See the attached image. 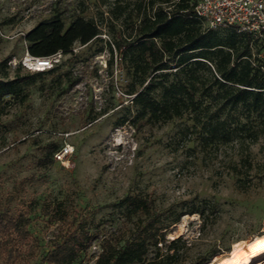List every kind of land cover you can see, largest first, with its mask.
<instances>
[{
    "label": "rangeland",
    "instance_id": "rangeland-1",
    "mask_svg": "<svg viewBox=\"0 0 264 264\" xmlns=\"http://www.w3.org/2000/svg\"><path fill=\"white\" fill-rule=\"evenodd\" d=\"M141 1L0 0V77L13 76L27 52L25 33L42 19L59 13L68 25L80 15L101 29L88 43L75 42L54 71L25 84L22 96H6L0 105V203L29 213L30 231L40 244L36 256L15 264H45L59 225L47 214L48 204L95 232L81 264H94L105 239L121 244L132 229L137 215L126 214L120 203L125 196L153 203L165 233L158 252L176 251L178 264H215L264 232L259 114L249 115L240 104L225 107L219 117L226 120L227 136L211 142L203 140L190 113L167 122L133 118L137 108L126 93L131 75L119 60L145 12L137 7ZM216 31L222 37L231 33ZM260 51L264 66V47ZM202 101L206 111L217 106L211 97ZM243 123L257 130L254 141L240 128ZM53 145L68 153L59 157L56 151L51 159Z\"/></svg>",
    "mask_w": 264,
    "mask_h": 264
},
{
    "label": "trees",
    "instance_id": "trees-1",
    "mask_svg": "<svg viewBox=\"0 0 264 264\" xmlns=\"http://www.w3.org/2000/svg\"><path fill=\"white\" fill-rule=\"evenodd\" d=\"M195 2L143 0L137 5L139 12L142 8L145 12L135 35L121 49L119 60L127 65L131 75L126 93L137 108L133 118L167 122L190 113L194 122L200 124L203 140L211 142L218 136H227L226 120L219 117V112L240 104L249 115L259 114L263 121L260 130L264 132V66L260 57L264 37L256 39L248 32L231 29L227 37H222L216 30L204 29L201 20L193 14ZM100 33L93 18L78 15L65 25L61 15L55 13L40 20L25 33L24 39L27 52L42 57L57 51L65 54L75 42L88 43ZM117 46L121 48L119 43ZM109 49L112 51L111 45ZM8 61L2 60L4 68ZM57 65L24 74L20 72L21 64H17L13 76L5 72L0 77V105L6 96H22L25 84L54 71ZM171 75L174 78L170 80ZM204 97L215 100L217 106L213 111L202 107ZM240 128L252 135V141L258 137L253 125L243 123ZM56 151L59 150L55 145L49 149L51 159ZM120 203L125 206L126 214L137 215L133 227L121 244L120 239H105L94 264H178L176 251L165 255L158 252L165 233L153 203L138 195L125 196ZM50 206L47 214L51 211L50 218L59 225L44 254L45 264H81L82 253L91 244L95 232L81 218L70 219L61 207L48 204L44 208ZM30 223L27 211L12 212L0 203V264H15L18 258L36 256L40 244L30 231ZM174 242L173 239L170 244ZM207 260L203 259L202 263Z\"/></svg>",
    "mask_w": 264,
    "mask_h": 264
},
{
    "label": "built area",
    "instance_id": "built-area-1",
    "mask_svg": "<svg viewBox=\"0 0 264 264\" xmlns=\"http://www.w3.org/2000/svg\"><path fill=\"white\" fill-rule=\"evenodd\" d=\"M193 14L206 30L231 29L237 33L248 32L256 39L264 37V0H196ZM61 55L57 51L36 57L26 52L17 64L30 72L47 70L59 62ZM64 153H68L66 147L55 155Z\"/></svg>",
    "mask_w": 264,
    "mask_h": 264
},
{
    "label": "bare ground",
    "instance_id": "bare-ground-1",
    "mask_svg": "<svg viewBox=\"0 0 264 264\" xmlns=\"http://www.w3.org/2000/svg\"><path fill=\"white\" fill-rule=\"evenodd\" d=\"M263 258L264 232L254 235L227 256L219 258L215 264H260Z\"/></svg>",
    "mask_w": 264,
    "mask_h": 264
}]
</instances>
